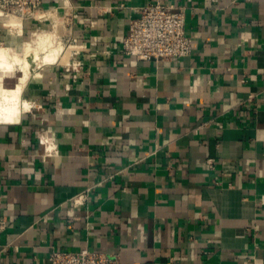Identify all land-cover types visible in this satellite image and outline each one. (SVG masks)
Wrapping results in <instances>:
<instances>
[{"label": "crops", "instance_id": "1", "mask_svg": "<svg viewBox=\"0 0 264 264\" xmlns=\"http://www.w3.org/2000/svg\"><path fill=\"white\" fill-rule=\"evenodd\" d=\"M157 2L184 10L190 54L121 51L130 18ZM43 7L73 14L80 52L29 85L20 124H0V264L82 248L117 264H264V0ZM0 42L17 45L3 29Z\"/></svg>", "mask_w": 264, "mask_h": 264}, {"label": "clouds", "instance_id": "2", "mask_svg": "<svg viewBox=\"0 0 264 264\" xmlns=\"http://www.w3.org/2000/svg\"><path fill=\"white\" fill-rule=\"evenodd\" d=\"M70 0H64L68 6ZM45 13H33L32 18L44 19ZM59 18V13H56ZM25 7L19 0H0V29L18 46L0 42V124H20L24 115L36 107L25 93L29 85L42 78L43 69L57 65L65 55L67 45L61 36L62 26L51 16L47 29L33 31L25 39ZM5 80H15L14 88L5 87ZM53 130L38 134L40 142L49 155L57 153Z\"/></svg>", "mask_w": 264, "mask_h": 264}, {"label": "built area", "instance_id": "3", "mask_svg": "<svg viewBox=\"0 0 264 264\" xmlns=\"http://www.w3.org/2000/svg\"><path fill=\"white\" fill-rule=\"evenodd\" d=\"M25 7L26 20L32 18L33 13H45L43 20H48L52 14L59 13L57 8H44L43 0H19ZM61 19L65 20L62 27L69 25V36L73 37V14L66 9ZM74 39V38H73ZM72 39V40H73ZM74 42V40H73ZM192 48L191 37L186 32V15L184 10H175L171 5L160 2L148 4L140 8V15L131 17L129 32L124 36L121 51L137 59H167L179 58L190 54ZM80 52L78 47L74 48L73 54ZM80 61L73 63V78L78 76ZM70 68H67L69 70ZM87 195L88 192H84ZM82 194L74 201L83 203ZM7 227V218L3 213V200L0 192V242L1 234ZM118 257L114 253L90 250H53L49 264H117Z\"/></svg>", "mask_w": 264, "mask_h": 264}, {"label": "rangeland", "instance_id": "4", "mask_svg": "<svg viewBox=\"0 0 264 264\" xmlns=\"http://www.w3.org/2000/svg\"><path fill=\"white\" fill-rule=\"evenodd\" d=\"M51 17H52V19H55L56 20V23L57 24H59V25H61V24H65V20L63 19H61V16H60V13H59V18H57L56 17V13L55 14H52L51 15ZM33 22H34V27L33 28H31V31L29 30V32H28V34H25V39H27L28 38V36L33 32V31H35V30H39V29H47V28H49V26H50V24H49V22H48V20H42V21H38V20H33ZM67 28H64V27H62V29H61V36H62V38H63V40L65 41V43H66V45L68 46L67 48H69L70 50H71V56H72V54H73V52H74V42H73V37L71 36H69V32H68V30H69V25L67 24V26H66ZM4 45H9V44H4ZM16 46H18V44L16 45ZM72 58V57H71ZM4 84H5V86H7V87H12V86H14L15 84H16V81L15 80H5V82H4Z\"/></svg>", "mask_w": 264, "mask_h": 264}, {"label": "bare ground", "instance_id": "5", "mask_svg": "<svg viewBox=\"0 0 264 264\" xmlns=\"http://www.w3.org/2000/svg\"><path fill=\"white\" fill-rule=\"evenodd\" d=\"M70 57H72L71 56V50L69 49V48H67V50H66V52H65V55L63 56V58H62V60L60 61L62 64H66V63H68V62H70L69 60H70ZM72 63V62H71ZM16 85V84H15ZM15 85L14 86H12V87H7V86H5L6 88H9V89H12V88H14L15 87Z\"/></svg>", "mask_w": 264, "mask_h": 264}]
</instances>
